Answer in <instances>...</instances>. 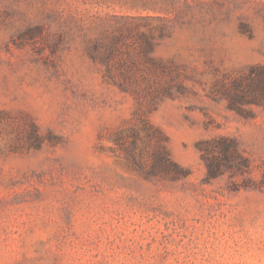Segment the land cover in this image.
<instances>
[{
	"label": "rangeland",
	"instance_id": "rangeland-1",
	"mask_svg": "<svg viewBox=\"0 0 264 264\" xmlns=\"http://www.w3.org/2000/svg\"><path fill=\"white\" fill-rule=\"evenodd\" d=\"M0 264H264V0H0Z\"/></svg>",
	"mask_w": 264,
	"mask_h": 264
},
{
	"label": "trees",
	"instance_id": "trees-1",
	"mask_svg": "<svg viewBox=\"0 0 264 264\" xmlns=\"http://www.w3.org/2000/svg\"><path fill=\"white\" fill-rule=\"evenodd\" d=\"M242 27H244V25H242Z\"/></svg>",
	"mask_w": 264,
	"mask_h": 264
}]
</instances>
